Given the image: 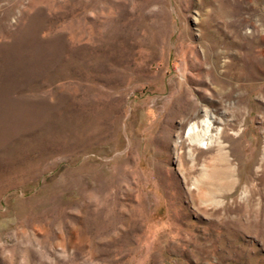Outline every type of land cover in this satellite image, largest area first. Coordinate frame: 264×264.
Instances as JSON below:
<instances>
[{"label":"rangeland","instance_id":"1","mask_svg":"<svg viewBox=\"0 0 264 264\" xmlns=\"http://www.w3.org/2000/svg\"><path fill=\"white\" fill-rule=\"evenodd\" d=\"M203 106L214 208L174 158ZM0 264H264V0H0Z\"/></svg>","mask_w":264,"mask_h":264},{"label":"bare ground","instance_id":"2","mask_svg":"<svg viewBox=\"0 0 264 264\" xmlns=\"http://www.w3.org/2000/svg\"><path fill=\"white\" fill-rule=\"evenodd\" d=\"M232 120L233 114L203 106L179 123L175 163L188 195H194L200 205L222 206L235 192L238 178L233 146L239 141L233 137L237 134L233 127L226 130ZM241 191L243 196L248 194L246 186Z\"/></svg>","mask_w":264,"mask_h":264}]
</instances>
